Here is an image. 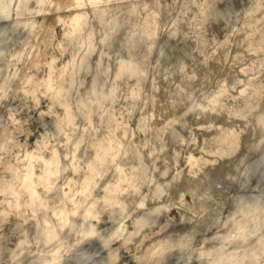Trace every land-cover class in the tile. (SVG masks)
<instances>
[{"label": "clouds", "instance_id": "1", "mask_svg": "<svg viewBox=\"0 0 264 264\" xmlns=\"http://www.w3.org/2000/svg\"><path fill=\"white\" fill-rule=\"evenodd\" d=\"M0 264H264V0H0Z\"/></svg>", "mask_w": 264, "mask_h": 264}, {"label": "rangeland", "instance_id": "2", "mask_svg": "<svg viewBox=\"0 0 264 264\" xmlns=\"http://www.w3.org/2000/svg\"><path fill=\"white\" fill-rule=\"evenodd\" d=\"M213 68H214V70H215V69H216V66L214 65Z\"/></svg>", "mask_w": 264, "mask_h": 264}]
</instances>
